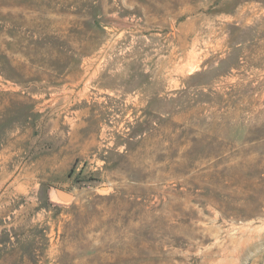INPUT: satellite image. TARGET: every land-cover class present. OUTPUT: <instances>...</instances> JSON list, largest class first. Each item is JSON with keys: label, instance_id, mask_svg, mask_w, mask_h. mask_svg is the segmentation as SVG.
I'll return each mask as SVG.
<instances>
[{"label": "rangeland", "instance_id": "rangeland-1", "mask_svg": "<svg viewBox=\"0 0 264 264\" xmlns=\"http://www.w3.org/2000/svg\"><path fill=\"white\" fill-rule=\"evenodd\" d=\"M0 264H264V0H0Z\"/></svg>", "mask_w": 264, "mask_h": 264}]
</instances>
